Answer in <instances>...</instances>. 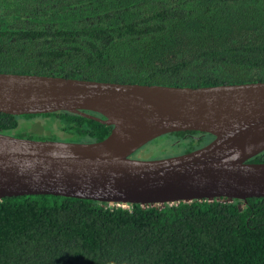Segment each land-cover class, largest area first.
I'll use <instances>...</instances> for the list:
<instances>
[{"label":"trees","instance_id":"1","mask_svg":"<svg viewBox=\"0 0 264 264\" xmlns=\"http://www.w3.org/2000/svg\"><path fill=\"white\" fill-rule=\"evenodd\" d=\"M1 72L179 87L264 81V0H0ZM111 128L69 111L0 112V133L21 138L96 142ZM158 139L172 156L213 136ZM248 162H264V151ZM0 264H264V197L163 207L4 197Z\"/></svg>","mask_w":264,"mask_h":264},{"label":"water","instance_id":"2","mask_svg":"<svg viewBox=\"0 0 264 264\" xmlns=\"http://www.w3.org/2000/svg\"><path fill=\"white\" fill-rule=\"evenodd\" d=\"M55 111L112 128L96 142L0 133V199L56 195L110 207H163L264 197V162H248L264 151V81L179 87L0 73L1 113ZM187 130L213 139L178 155L132 157L161 135Z\"/></svg>","mask_w":264,"mask_h":264},{"label":"rangeland","instance_id":"3","mask_svg":"<svg viewBox=\"0 0 264 264\" xmlns=\"http://www.w3.org/2000/svg\"><path fill=\"white\" fill-rule=\"evenodd\" d=\"M23 126H28L27 123L24 122ZM165 145H169V141H165L163 139L155 138L142 146L141 151L135 154L134 158L140 159H153V158H161L165 156H170V154H165L162 152V146L166 147Z\"/></svg>","mask_w":264,"mask_h":264}]
</instances>
